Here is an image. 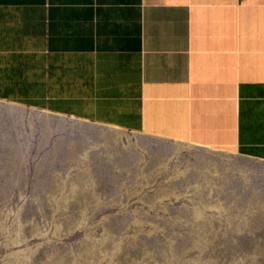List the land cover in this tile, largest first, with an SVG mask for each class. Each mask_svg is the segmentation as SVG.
I'll return each mask as SVG.
<instances>
[{
    "label": "crops",
    "instance_id": "obj_1",
    "mask_svg": "<svg viewBox=\"0 0 264 264\" xmlns=\"http://www.w3.org/2000/svg\"><path fill=\"white\" fill-rule=\"evenodd\" d=\"M0 102L264 161V0H0Z\"/></svg>",
    "mask_w": 264,
    "mask_h": 264
},
{
    "label": "rangeland",
    "instance_id": "obj_2",
    "mask_svg": "<svg viewBox=\"0 0 264 264\" xmlns=\"http://www.w3.org/2000/svg\"><path fill=\"white\" fill-rule=\"evenodd\" d=\"M109 127L0 110V264H264V165Z\"/></svg>",
    "mask_w": 264,
    "mask_h": 264
},
{
    "label": "water",
    "instance_id": "obj_3",
    "mask_svg": "<svg viewBox=\"0 0 264 264\" xmlns=\"http://www.w3.org/2000/svg\"><path fill=\"white\" fill-rule=\"evenodd\" d=\"M6 106H10V104L6 103V102H0V107H3V108H6ZM14 109H17L18 111H20L22 114L23 117H29V116H32L33 112H35V116H37L38 118H50L52 119V121H70L74 124H80L81 126H85L87 128H89V130H93V131H96V132H99V131H105V132H110L111 131V128L109 126H105V125H101V124H97V123H93V122H87V121H81V120H71V118H65V117H61V116H56V115H48L46 113H43V112H39V111H32L30 108H25V107H22V106H18V105H12ZM151 139H155V138H151ZM198 151H202V152H205V151H209L208 149L209 148H206V147H203V146H199L197 145V148H196ZM250 161H253L255 163H258V164H262L264 165V161L260 162V161H257V160H253L252 158H246Z\"/></svg>",
    "mask_w": 264,
    "mask_h": 264
},
{
    "label": "bare ground",
    "instance_id": "obj_4",
    "mask_svg": "<svg viewBox=\"0 0 264 264\" xmlns=\"http://www.w3.org/2000/svg\"><path fill=\"white\" fill-rule=\"evenodd\" d=\"M9 104H10V106H6V108L0 107V110L3 111L6 114L8 113V115L12 116L13 118H22L23 119V116L21 115L22 113L20 111H18L17 109L12 108L13 107L12 105H15V104H11V103H9ZM34 113L35 112H33V114ZM73 120L75 121L76 119H73ZM60 122H64L65 123L67 121L65 120V121H60ZM77 125H80V124H77ZM81 136H82L81 138H83V137L86 138V135H84V134H82ZM208 150L209 151H205V152L199 151V152H201V153H203L205 155H208V156L216 157L222 151H226V150H218V149H210V148Z\"/></svg>",
    "mask_w": 264,
    "mask_h": 264
}]
</instances>
